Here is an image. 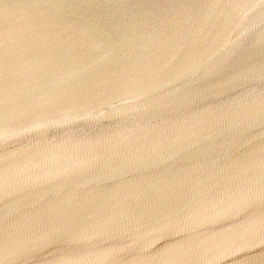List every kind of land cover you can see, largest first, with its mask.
<instances>
[{"label": "water", "instance_id": "water-1", "mask_svg": "<svg viewBox=\"0 0 264 264\" xmlns=\"http://www.w3.org/2000/svg\"><path fill=\"white\" fill-rule=\"evenodd\" d=\"M41 1L0 0V264H264V0Z\"/></svg>", "mask_w": 264, "mask_h": 264}, {"label": "rangeland", "instance_id": "rangeland-1", "mask_svg": "<svg viewBox=\"0 0 264 264\" xmlns=\"http://www.w3.org/2000/svg\"><path fill=\"white\" fill-rule=\"evenodd\" d=\"M48 0H42L41 3L42 5H45L47 3ZM90 8H93V7H90Z\"/></svg>", "mask_w": 264, "mask_h": 264}, {"label": "bare ground", "instance_id": "bare-ground-1", "mask_svg": "<svg viewBox=\"0 0 264 264\" xmlns=\"http://www.w3.org/2000/svg\"><path fill=\"white\" fill-rule=\"evenodd\" d=\"M119 4H120V5H126L127 3L124 2V1H119ZM3 12H4V11H3Z\"/></svg>", "mask_w": 264, "mask_h": 264}]
</instances>
